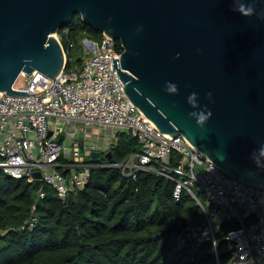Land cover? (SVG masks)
<instances>
[{"label": "water", "instance_id": "water-1", "mask_svg": "<svg viewBox=\"0 0 264 264\" xmlns=\"http://www.w3.org/2000/svg\"><path fill=\"white\" fill-rule=\"evenodd\" d=\"M76 13L119 39L123 89L162 132L264 188V0H0L1 91L29 94L12 87L22 71L55 79Z\"/></svg>", "mask_w": 264, "mask_h": 264}, {"label": "built area", "instance_id": "built-area-1", "mask_svg": "<svg viewBox=\"0 0 264 264\" xmlns=\"http://www.w3.org/2000/svg\"><path fill=\"white\" fill-rule=\"evenodd\" d=\"M83 32L78 42L68 25L55 33L64 52L55 79L37 69L22 71L12 87L29 94L0 90V170L30 183L40 179L39 197L48 186L62 200L85 186L96 164L119 167L132 178L142 170L163 174L174 181L176 199L189 193L204 214L202 225L176 236L177 246L210 242L216 264H229L238 239L264 232V188L223 172L185 136L162 132L124 91L112 64V56L120 63L122 50L115 38ZM119 131L135 136L139 150L120 161L92 160L95 150L106 156ZM36 219L32 213L28 223ZM224 221L236 223L225 229L227 263L221 262L217 244Z\"/></svg>", "mask_w": 264, "mask_h": 264}, {"label": "trees", "instance_id": "trees-1", "mask_svg": "<svg viewBox=\"0 0 264 264\" xmlns=\"http://www.w3.org/2000/svg\"><path fill=\"white\" fill-rule=\"evenodd\" d=\"M68 26L76 42L83 30L102 35L79 13ZM139 148L135 136L119 131L112 159L123 160ZM173 187L172 179L151 170L132 178L119 167L96 164L68 200L48 186L41 198L35 182L0 170V264H216L210 242L177 246L176 236L202 225L204 214L189 193L176 199ZM32 213L37 219L30 225ZM234 225L224 221L217 232L223 263L229 260L225 229Z\"/></svg>", "mask_w": 264, "mask_h": 264}, {"label": "clouds", "instance_id": "clouds-1", "mask_svg": "<svg viewBox=\"0 0 264 264\" xmlns=\"http://www.w3.org/2000/svg\"><path fill=\"white\" fill-rule=\"evenodd\" d=\"M172 87L174 90L175 86ZM200 119L203 120L204 116ZM236 249L229 264H264V232L238 239Z\"/></svg>", "mask_w": 264, "mask_h": 264}, {"label": "rangeland", "instance_id": "rangeland-1", "mask_svg": "<svg viewBox=\"0 0 264 264\" xmlns=\"http://www.w3.org/2000/svg\"><path fill=\"white\" fill-rule=\"evenodd\" d=\"M74 49H75V50H74L75 52H79L77 48H74ZM78 64H80V62H79V61H78V62H76V65H78ZM21 81H23V80L21 79L19 82L21 83Z\"/></svg>", "mask_w": 264, "mask_h": 264}]
</instances>
